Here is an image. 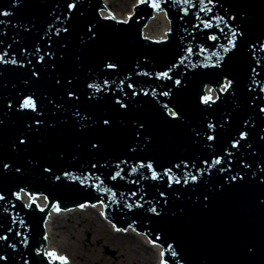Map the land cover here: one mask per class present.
Returning a JSON list of instances; mask_svg holds the SVG:
<instances>
[{
    "label": "water",
    "instance_id": "1",
    "mask_svg": "<svg viewBox=\"0 0 264 264\" xmlns=\"http://www.w3.org/2000/svg\"><path fill=\"white\" fill-rule=\"evenodd\" d=\"M0 58V264L98 203L160 264H264V0H0Z\"/></svg>",
    "mask_w": 264,
    "mask_h": 264
},
{
    "label": "rangeland",
    "instance_id": "2",
    "mask_svg": "<svg viewBox=\"0 0 264 264\" xmlns=\"http://www.w3.org/2000/svg\"><path fill=\"white\" fill-rule=\"evenodd\" d=\"M108 1L109 7L123 17H126L136 2ZM151 31H160L158 20L154 21ZM83 208L69 216L56 218L54 222L53 245L69 264H86L76 258L78 253L98 264H156L157 256L152 245H145L137 238L132 239L126 235L127 230L112 227L92 206ZM70 232L74 234L73 239L69 237Z\"/></svg>",
    "mask_w": 264,
    "mask_h": 264
},
{
    "label": "bare ground",
    "instance_id": "3",
    "mask_svg": "<svg viewBox=\"0 0 264 264\" xmlns=\"http://www.w3.org/2000/svg\"><path fill=\"white\" fill-rule=\"evenodd\" d=\"M106 5L109 6V1L108 0H104ZM160 24V31L158 33H153L151 31L152 25L154 23V21H157ZM170 30V23L168 20V17L166 16V14L164 12H161L159 14H157L147 25L145 31V36L150 38V39H156V40H163L165 38V36L167 35V33ZM100 206L101 204H95L92 205L93 210L100 216L103 217V219L113 227V224H110V222L105 218V215L100 212ZM80 208H74V209H70V210H56L55 207L52 211V213L50 214L48 220H47V224H46V235H45V241L46 244L44 245V248H47L51 251H54L56 253H58V257H64L62 256L61 252L58 251V249L53 245V238L55 237V228H54V222L56 218H60L61 216H69L73 213H76ZM84 209V208H83ZM70 230V229H69ZM126 235L131 237L132 239H136L139 240L141 243L145 244V245H152L153 246V250L158 258L161 247L158 245H153L150 241V239L144 235V234H140L138 233L135 229H133L132 227H129L128 230L126 231ZM70 239L74 238V234L73 232H70L69 234ZM76 258L79 259L81 262H84L86 264H98L97 262H93L89 259H86V255L82 254V253H78L76 255ZM57 264H65V263H61L59 261V258L57 260ZM66 264H69L68 261H66ZM156 264H160V262L157 260Z\"/></svg>",
    "mask_w": 264,
    "mask_h": 264
},
{
    "label": "snow or ice",
    "instance_id": "4",
    "mask_svg": "<svg viewBox=\"0 0 264 264\" xmlns=\"http://www.w3.org/2000/svg\"><path fill=\"white\" fill-rule=\"evenodd\" d=\"M153 7H159V5L158 4H154L153 5ZM0 59H2V58H0ZM13 62H15V61H13ZM207 99H210V97L209 98H206V101H207ZM35 103L31 100V99H29V100H27V101H25V104H24V107H26V108H35ZM105 123H107V121H105ZM212 137H210V139H211ZM217 163H219V161H217ZM149 167H151L150 165H149ZM49 255H55V253H49ZM60 260H62V261H65V264H66V258H64V257H58Z\"/></svg>",
    "mask_w": 264,
    "mask_h": 264
}]
</instances>
